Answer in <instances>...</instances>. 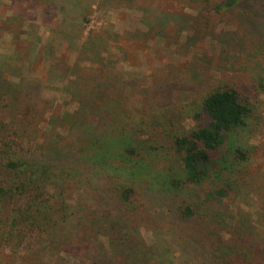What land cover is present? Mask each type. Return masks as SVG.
I'll list each match as a JSON object with an SVG mask.
<instances>
[{"label": "trees", "instance_id": "16d2710c", "mask_svg": "<svg viewBox=\"0 0 264 264\" xmlns=\"http://www.w3.org/2000/svg\"><path fill=\"white\" fill-rule=\"evenodd\" d=\"M44 1L47 9L68 19L70 28H59L67 48L58 55L48 43L34 44L24 57L21 51L0 55V242L9 246L37 236L35 258L43 264H252L236 257L233 247L224 249L221 230L204 221L206 211L198 213L189 195L181 199L185 189L217 177L226 157L247 159L232 137L259 117L249 95L219 82L193 113L194 127L181 133L152 134L141 122L123 124L114 96L133 89L112 72L109 76L85 66L111 69L109 40L120 44L126 60V46L144 41V33L122 36L102 29L80 40L81 32L78 38L74 32L86 20V0ZM121 1L126 6L155 2L148 25L163 41L168 37L161 30L168 25L179 33L189 27L181 3L210 4L215 14L239 6L242 14L253 9L251 0ZM193 38L187 35L186 44H194ZM69 53L75 55L71 64L63 60ZM32 62L39 76L60 86L72 111L54 110L56 102L41 96L40 83H27L22 71ZM5 70L17 82L3 78ZM259 87L264 91L261 81ZM159 138L158 144L153 141ZM175 164L181 177L171 172ZM222 195L221 190L210 194L215 199ZM146 214L153 219L151 226Z\"/></svg>", "mask_w": 264, "mask_h": 264}, {"label": "rangeland", "instance_id": "374dc122", "mask_svg": "<svg viewBox=\"0 0 264 264\" xmlns=\"http://www.w3.org/2000/svg\"><path fill=\"white\" fill-rule=\"evenodd\" d=\"M86 3L82 10L87 17L75 27L76 38L78 32L83 40L102 29L122 36L126 32L144 33L141 36L144 41L126 46V60L118 50L120 44L109 40L111 69L85 66L98 69L101 74L116 75L118 81L122 77L121 81L133 89L114 96L120 100L117 112L123 124L132 127L141 122L143 130L152 134H163L167 129L181 133L194 127L193 113L219 82L229 83L249 95L259 117L254 116L247 129L232 137L234 147H240L247 159L226 157L225 168L217 177L185 189L181 199L189 195L198 213L206 211L203 219L221 230L226 251L231 246L241 260L264 264V91L259 87L260 81L264 85V0H251L253 9L247 14L240 12L241 6L232 12L215 14L210 4L181 3L184 13L189 15V27L179 33L173 25H168L161 30L168 37L164 41L158 37L157 29L151 30L148 25L153 22L155 2L136 1L127 6L121 0H86ZM47 7L44 0H0L1 56L21 51L24 57L25 49L30 51L34 44L38 48L48 43L58 55L67 48L69 44L61 42L59 28L69 29L68 19ZM187 35L194 37V44H186ZM67 56L63 60L73 63L75 55ZM24 67L22 74L27 83H40L41 96L56 102L54 110L75 108L61 95L57 83L46 81L35 72L37 64ZM6 71L2 77L17 82ZM14 73L17 75V71ZM144 139H147L145 135ZM153 141L158 144L161 139ZM169 164L172 165L167 161ZM154 168L160 173L157 166ZM171 172L182 176L176 164ZM216 190L223 192L217 199L210 196ZM146 215L145 220L151 226L153 219ZM140 232L144 238H150L145 229ZM40 241L37 236L9 246L1 241L0 264H43L35 258Z\"/></svg>", "mask_w": 264, "mask_h": 264}]
</instances>
